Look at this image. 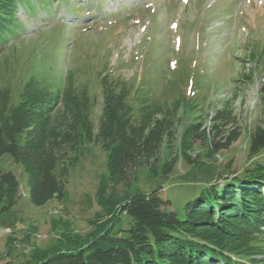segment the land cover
<instances>
[{
  "label": "rangeland",
  "instance_id": "obj_1",
  "mask_svg": "<svg viewBox=\"0 0 264 264\" xmlns=\"http://www.w3.org/2000/svg\"><path fill=\"white\" fill-rule=\"evenodd\" d=\"M16 20L20 33L0 46V86L10 88L13 105L31 77L54 88L72 72L76 85H88L98 100L91 114L97 133L100 74L105 70L134 79L135 89L169 103L191 81L196 94L207 95L196 113L185 107L177 112L175 139L164 144L160 166L175 157L178 162L155 195L161 212L182 218L185 204L207 179L223 180L264 164V151L249 155L251 136L264 127V0H41L18 10ZM188 89L187 96H194ZM225 109L238 119L239 141L211 153L197 137L186 153L194 164H188L181 154L187 128L210 126L216 112ZM0 170L13 172L20 183L16 206L0 214V264H25L32 251L53 249L64 235L85 238L95 231L92 222L105 217L96 202L100 180L107 175V153L100 145H90L69 172L62 201L42 207L31 203L27 175L10 155L0 158ZM160 181L142 167L134 180L110 185L109 195L124 199L137 191L150 192ZM131 222L121 215L116 231L128 229ZM7 237L14 239L9 254Z\"/></svg>",
  "mask_w": 264,
  "mask_h": 264
},
{
  "label": "trees",
  "instance_id": "obj_2",
  "mask_svg": "<svg viewBox=\"0 0 264 264\" xmlns=\"http://www.w3.org/2000/svg\"><path fill=\"white\" fill-rule=\"evenodd\" d=\"M40 1L0 0V46L20 33L18 10ZM104 73L97 133L91 114L98 100L88 85H76L72 72L54 88L31 77L17 105L12 104L10 88L0 86V158L10 155L23 168L34 206L62 201L64 182L90 145H100L107 153V175L96 194L106 220L91 221L95 231L85 238L64 235L53 249H35L25 264H264V164L255 163L223 180L207 179L185 204L182 218L161 212L154 201L178 162L175 157L160 166L165 142L175 139L177 112L185 107L196 113L207 95L196 94L188 81L169 103L135 89L134 79ZM186 89L194 96H187ZM260 106L264 116V82ZM210 124H192L185 131L181 154L188 164H194L186 153L197 137L217 153L242 136L230 109L216 112ZM263 151L264 127H257L249 155ZM142 167L152 179H161L157 188L124 199L109 195L110 185L134 180ZM19 197L15 174L0 170V214L16 206ZM123 214L131 218V225L116 231ZM12 242L10 238L9 245Z\"/></svg>",
  "mask_w": 264,
  "mask_h": 264
},
{
  "label": "crops",
  "instance_id": "obj_3",
  "mask_svg": "<svg viewBox=\"0 0 264 264\" xmlns=\"http://www.w3.org/2000/svg\"><path fill=\"white\" fill-rule=\"evenodd\" d=\"M10 238H12V237H10ZM13 241H14V239H13ZM9 238L7 237V239H6V241H5V246L7 247L6 249H7V251H6V254H9V253H11V248H12V243L9 245Z\"/></svg>",
  "mask_w": 264,
  "mask_h": 264
},
{
  "label": "bare ground",
  "instance_id": "obj_4",
  "mask_svg": "<svg viewBox=\"0 0 264 264\" xmlns=\"http://www.w3.org/2000/svg\"><path fill=\"white\" fill-rule=\"evenodd\" d=\"M10 231V230H9ZM9 231H7V232H9Z\"/></svg>",
  "mask_w": 264,
  "mask_h": 264
}]
</instances>
